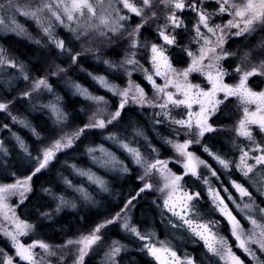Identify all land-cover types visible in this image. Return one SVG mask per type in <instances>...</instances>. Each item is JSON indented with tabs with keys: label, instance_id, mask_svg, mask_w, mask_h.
<instances>
[{
	"label": "snow or ice",
	"instance_id": "snow-or-ice-1",
	"mask_svg": "<svg viewBox=\"0 0 264 264\" xmlns=\"http://www.w3.org/2000/svg\"><path fill=\"white\" fill-rule=\"evenodd\" d=\"M0 264H264V0H0Z\"/></svg>",
	"mask_w": 264,
	"mask_h": 264
},
{
	"label": "trees",
	"instance_id": "trees-1",
	"mask_svg": "<svg viewBox=\"0 0 264 264\" xmlns=\"http://www.w3.org/2000/svg\"><path fill=\"white\" fill-rule=\"evenodd\" d=\"M80 77H81L82 80H85L86 79V77L84 76V74H80Z\"/></svg>",
	"mask_w": 264,
	"mask_h": 264
}]
</instances>
